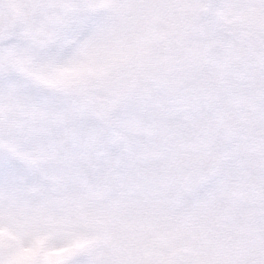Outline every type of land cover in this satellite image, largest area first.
Here are the masks:
<instances>
[{
  "label": "rangeland",
  "instance_id": "374dc122",
  "mask_svg": "<svg viewBox=\"0 0 264 264\" xmlns=\"http://www.w3.org/2000/svg\"><path fill=\"white\" fill-rule=\"evenodd\" d=\"M0 264H264V0H0Z\"/></svg>",
  "mask_w": 264,
  "mask_h": 264
}]
</instances>
